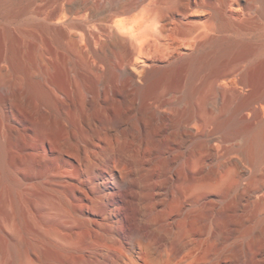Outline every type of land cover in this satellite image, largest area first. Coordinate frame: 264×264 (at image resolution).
Segmentation results:
<instances>
[{"label":"bare ground","instance_id":"1","mask_svg":"<svg viewBox=\"0 0 264 264\" xmlns=\"http://www.w3.org/2000/svg\"><path fill=\"white\" fill-rule=\"evenodd\" d=\"M20 1L0 0V264H264V118L233 121L264 87L248 96L258 78L233 66L217 114L194 86L228 50L225 8L194 5L202 29L173 44L194 52L180 89L164 66L133 72L110 27L118 56H71L54 14L23 25ZM230 6L264 20L252 0ZM189 10L161 30L180 33Z\"/></svg>","mask_w":264,"mask_h":264},{"label":"rangeland","instance_id":"2","mask_svg":"<svg viewBox=\"0 0 264 264\" xmlns=\"http://www.w3.org/2000/svg\"><path fill=\"white\" fill-rule=\"evenodd\" d=\"M252 1L256 10L264 7V0ZM202 2L211 3L219 9L225 8L228 34L231 36L225 45L228 50L224 48L220 50L215 66L201 71V78L194 81V86H201L207 91L215 112L219 114L229 105L228 95L231 94V86H228L224 79L238 74L233 70V66L247 65L250 72L257 76L259 84L255 89H249L248 96L258 93L264 87V52H260L264 46V39L260 33L264 20L254 16L243 17L239 12L232 10L230 4L233 0H21L22 8L18 22L23 25L28 24L32 17L40 21L45 17V13L51 12L54 14V22L63 28L61 31L66 41L70 43V55L96 58L109 54L111 57L118 56L103 45L110 39L106 35V30L110 27L125 45L123 56L132 59L133 64L130 69L133 72L137 74L140 72L138 70L144 68L164 66L166 70L180 73V89H184L189 86L186 81L192 72L189 64L194 52L186 46L181 47L182 45L177 51L173 48V44L188 39L202 29L206 18L203 17L204 15L202 18L193 15L194 10L197 9L194 5ZM70 8H74V11L71 12ZM148 8L156 20L155 24L143 23L145 15L144 17L142 15ZM186 8L190 9L188 15L192 17H183L181 27L184 31L194 29V32L187 35L181 29L180 33L172 35L173 40L169 35L171 31L161 30L163 18ZM65 19L69 21L62 26L59 22ZM206 76L218 79L215 86L212 80L206 79ZM215 87L228 89L229 92L223 96L215 90ZM255 107L258 113L253 112L251 108H245L242 115L234 118L236 129L254 127L261 118H264V100L256 102ZM240 140V137L236 138V141L241 142ZM244 165L250 168L248 162L245 161ZM261 182L264 184V165L261 167Z\"/></svg>","mask_w":264,"mask_h":264}]
</instances>
